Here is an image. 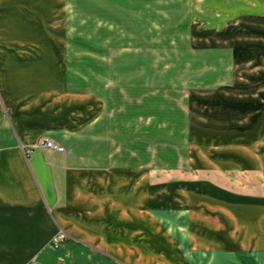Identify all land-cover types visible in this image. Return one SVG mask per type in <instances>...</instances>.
Returning <instances> with one entry per match:
<instances>
[{"label":"crops","instance_id":"crops-1","mask_svg":"<svg viewBox=\"0 0 264 264\" xmlns=\"http://www.w3.org/2000/svg\"><path fill=\"white\" fill-rule=\"evenodd\" d=\"M165 1L0 0V264H264V55L232 61V85L198 98L217 103L195 106L189 154L155 175L107 155L101 98L72 85L76 45L152 43ZM194 6L263 25L242 35L264 50V0ZM203 25L195 46L234 49V28Z\"/></svg>","mask_w":264,"mask_h":264},{"label":"rangeland","instance_id":"rangeland-1","mask_svg":"<svg viewBox=\"0 0 264 264\" xmlns=\"http://www.w3.org/2000/svg\"><path fill=\"white\" fill-rule=\"evenodd\" d=\"M153 9L170 11L153 21L152 43L135 44L133 51L127 52L86 51L76 45L80 50L69 53V60L75 91L89 90L101 98L105 129H110L104 138L110 144L106 146L107 155L120 159L124 171L134 167L155 175L163 168L179 166L189 154V140L197 134L191 124L195 106L199 104L203 111L217 103V99L198 98L213 95L221 85L230 87L232 61L248 54L264 55V50L257 41L245 40L252 37L242 35L247 32L245 28L263 27L258 23L231 25L232 15L227 19H200L194 0H169ZM194 20H203L202 29L234 28V49L195 46L199 37L193 33L197 27ZM212 37L217 42L232 39L230 33ZM122 47L132 48L126 43Z\"/></svg>","mask_w":264,"mask_h":264},{"label":"built area","instance_id":"built-area-1","mask_svg":"<svg viewBox=\"0 0 264 264\" xmlns=\"http://www.w3.org/2000/svg\"><path fill=\"white\" fill-rule=\"evenodd\" d=\"M36 147L45 148V149H51L55 150L57 152H64V149L62 147H59L55 145L53 142H51L48 138L40 139L37 142ZM66 239V236L63 232H58L52 239V245L54 248H58L60 244Z\"/></svg>","mask_w":264,"mask_h":264}]
</instances>
